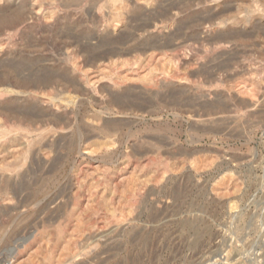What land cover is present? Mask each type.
<instances>
[{
	"label": "rangeland",
	"instance_id": "374dc122",
	"mask_svg": "<svg viewBox=\"0 0 264 264\" xmlns=\"http://www.w3.org/2000/svg\"><path fill=\"white\" fill-rule=\"evenodd\" d=\"M115 1L0 0V264H264V0Z\"/></svg>",
	"mask_w": 264,
	"mask_h": 264
},
{
	"label": "bare ground",
	"instance_id": "6f19581e",
	"mask_svg": "<svg viewBox=\"0 0 264 264\" xmlns=\"http://www.w3.org/2000/svg\"><path fill=\"white\" fill-rule=\"evenodd\" d=\"M84 1V0H66V3L64 4V8H72V7H79L81 2ZM112 1H115V0H112ZM117 1V0H116ZM115 1V2H116ZM122 1V0H121ZM210 2H218L219 4H224L226 2H228V0H209ZM254 1V0H253ZM60 3V2H59ZM255 3V2H254ZM63 5V4H62ZM70 10V9H69ZM75 11V10H74ZM80 12V11H79ZM167 12V11H166ZM23 12L22 11H10V12H7V13H0V22L4 23V24H7V25H10V26H13L14 23L16 22H19L21 20H23ZM141 29V28H140ZM73 30V29H72ZM65 32V31H64ZM70 32V31H69ZM69 34V33H68ZM65 35V34H64ZM67 35V34H66ZM235 35V34H234ZM66 37V36H64ZM77 37V36H76ZM127 38V37H125ZM75 39V38H74ZM77 39V38H76ZM86 39V38H85ZM110 39V38H109ZM122 40V39H121ZM79 41V40H78ZM80 42V41H79ZM154 42V41H153ZM170 42V41H169ZM156 43V42H155ZM147 44V43H146ZM84 45V44H83ZM31 47V45H30ZM86 47V46H85ZM157 47V46H156ZM168 47V46H167ZM95 48V47H94ZM97 48V47H96ZM63 49V48H62ZM92 50V49H91ZM96 50V49H95ZM141 50V49H140ZM110 53V51H109ZM101 55V54H100ZM95 57V56H94ZM97 57V56H96ZM99 57V56H98ZM13 60V59H12ZM94 60V58H93ZM26 62V60H25ZM27 63V62H26ZM19 64H22L21 62H19ZM18 64V67H14L15 69L12 70V72H8L7 75L5 77L1 76L0 74V99L1 98H4V97H8L14 93L17 94V93H21V94H26L28 93L30 96H33L35 97L37 95V92L38 91H43V90H46L50 87H52L54 84L56 83H60L62 81V76L60 74H57V73H50V74H45V75H41V76H38V74L36 75H31V81L26 80L24 78V76L21 77L22 75V72L24 71V65H20L19 66ZM4 65V64H3ZM10 65V64H9ZM30 65V64H29ZM6 66V65H5ZM14 66V65H13ZM12 66V67H13ZM37 66V65H36ZM9 67V66H8ZM28 67V66H25V68ZM3 68V67H2ZM29 68V67H28ZM30 70V69H29ZM26 71V69H25ZM28 71V70H27ZM51 71V70H50ZM49 71V72H50ZM54 72V71H53ZM34 74V72H33ZM65 76V75H64ZM63 76V77H64ZM66 78V77H65ZM64 79V78H63ZM72 81V80H71ZM28 83H31L33 86L32 88H29L27 87V84ZM150 86V85H149ZM148 86V87H149ZM80 87V86H79ZM144 87V86H143ZM30 89V90H29ZM140 93V92H139ZM176 94V93H175ZM131 98V97H130ZM126 100V99H125ZM21 101V100H20ZM122 103V102H121ZM118 106V105H117ZM13 107V106H12ZM11 107V108H12ZM32 108V107H31ZM207 108V107H205ZM19 109L16 108V109H9V111L13 110V112H20V110H17ZM75 109H76V106H75ZM4 111V110H2ZM25 111V110H24ZM27 111H31V109L28 108ZM23 112L21 111V113H24V117H26L27 121H31L35 115L37 113H33V112ZM33 111V110H32ZM19 114V113H18ZM22 115V114H21ZM37 117V115H36ZM16 126H14L15 128ZM52 127V126H50ZM46 128V127H45ZM49 128V127H48ZM13 129V128H12ZM51 129V128H50ZM23 130V129H22ZM21 130V131H22ZM26 130V129H25ZM31 130V129H30ZM24 131H22L23 133ZM35 132V131H34ZM1 135V134H0ZM5 135V134H4ZM25 137V136H24ZM38 143V142H37ZM14 163V162H13ZM23 164V163H22ZM21 164V165H22ZM11 165V164H10ZM12 167V166H11ZM17 173V172H16ZM197 226V225H196ZM201 231V230H200ZM52 251V250H51ZM51 257V256H50Z\"/></svg>",
	"mask_w": 264,
	"mask_h": 264
}]
</instances>
